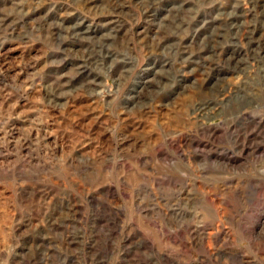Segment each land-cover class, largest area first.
Masks as SVG:
<instances>
[{
	"label": "rangeland",
	"instance_id": "rangeland-1",
	"mask_svg": "<svg viewBox=\"0 0 264 264\" xmlns=\"http://www.w3.org/2000/svg\"><path fill=\"white\" fill-rule=\"evenodd\" d=\"M0 264H264V0H0Z\"/></svg>",
	"mask_w": 264,
	"mask_h": 264
}]
</instances>
